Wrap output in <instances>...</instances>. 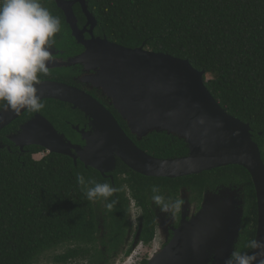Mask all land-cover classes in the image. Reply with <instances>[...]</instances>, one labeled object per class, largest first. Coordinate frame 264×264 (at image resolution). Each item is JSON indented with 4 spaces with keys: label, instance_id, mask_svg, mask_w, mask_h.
I'll use <instances>...</instances> for the list:
<instances>
[{
    "label": "trees",
    "instance_id": "16d2710c",
    "mask_svg": "<svg viewBox=\"0 0 264 264\" xmlns=\"http://www.w3.org/2000/svg\"><path fill=\"white\" fill-rule=\"evenodd\" d=\"M40 2L58 17L57 7L49 0ZM85 3L97 22V31L107 41L128 49L144 45L146 50L187 60L203 71L205 87L216 103L250 126L264 164V0ZM43 104L39 112L50 121L54 115L66 114L57 102ZM33 113H24L14 127ZM165 136L153 134L147 140L155 146ZM42 151L34 147L18 154L0 149V264H67L69 259H73L69 264H80L75 262L82 253L80 247L94 236L92 204L76 177L110 182L93 171L86 173L79 163L74 166L64 156L34 159ZM189 180L200 193L205 187L229 182L245 187L247 210L237 250L251 254L248 245L255 236L256 203L247 171L227 166ZM132 181L137 183L131 176L128 182ZM114 184L119 189L116 180Z\"/></svg>",
    "mask_w": 264,
    "mask_h": 264
},
{
    "label": "water",
    "instance_id": "95a60500",
    "mask_svg": "<svg viewBox=\"0 0 264 264\" xmlns=\"http://www.w3.org/2000/svg\"><path fill=\"white\" fill-rule=\"evenodd\" d=\"M77 30L72 7L80 3L87 24L96 21L87 11L85 0H55ZM85 59L102 67L90 82L100 88L114 109L128 123L131 132L146 137L154 131L166 132L186 142L189 154L178 159H155L139 150L126 136L114 117L84 92L63 84L43 82L36 85L42 100H55L78 109L88 117L92 136L87 146L73 147L51 124L35 115L11 138L19 149L37 146L49 154L69 157L76 166L79 158L101 175L112 173L119 158L133 172L154 178H178L199 175L218 168L239 166L247 171L255 191L257 226L255 241L260 245L251 254L264 252V164L248 124L228 115L205 87V73L187 60L144 49H128L105 38L90 42ZM84 59V60H85ZM27 110L0 111V131ZM75 150L78 157L73 156ZM86 158V159H85ZM225 196L224 193H222ZM219 195H206L199 214L183 224L166 250L149 264H225L239 238L242 211L232 212L234 202L218 201ZM216 214L211 208H222ZM228 207V209L224 207ZM258 259L264 257L258 256Z\"/></svg>",
    "mask_w": 264,
    "mask_h": 264
},
{
    "label": "flooded vegetation",
    "instance_id": "af4514ba",
    "mask_svg": "<svg viewBox=\"0 0 264 264\" xmlns=\"http://www.w3.org/2000/svg\"><path fill=\"white\" fill-rule=\"evenodd\" d=\"M63 1L71 2L72 0ZM49 2L54 7H57L55 0H49ZM56 9L61 21V30L54 38L56 42L51 48L52 56L48 64V72L40 74L39 83L52 82L63 84L74 87L89 95L114 117L128 139L146 155L160 160L186 157L189 154L188 145L184 140L174 135L154 131L148 136L153 134L166 135V139L161 137L162 139L157 143L158 145L152 146L151 142L147 140L148 136L141 138L131 132L128 123L114 109L111 100L106 97L100 88L94 87L90 82L92 78L98 77L102 72L101 66L84 62L86 61L85 54L87 47L91 46L90 42L105 38L104 36H100L97 31V22L94 27L91 24L86 25L87 19L81 4H75L72 7V11L76 19L77 30L74 29L75 34L73 36L72 26L67 23L65 13L58 7ZM45 101H54L61 104L66 114L54 115L53 120L50 121L42 113L34 112L28 119L16 127L13 125L14 121L10 124L11 127L9 125L0 131V149L10 153L22 154L31 148L37 147L26 146L21 150L10 140L19 133L21 126L35 115L43 116L57 134L64 136L73 147H79L83 150L87 146V134H91L90 136H92L93 133L92 120L78 109H73L69 104L55 100H42L41 102ZM2 109L0 108V111ZM8 127L10 130H6ZM41 149L43 151L39 154H44V156L50 155L46 150ZM72 154L78 157L75 150H72ZM69 159L73 162L71 158ZM78 163L86 173L95 172L102 179L108 180L113 187H115L114 180H116L120 190L118 191L119 194L116 192L110 198V201H116L111 210L105 207V202L103 201L91 202L95 220V233L91 240L81 245L80 250L82 253L79 258L75 259V262L80 264H149L152 259L160 256L166 250L173 240L176 231L183 224L191 222L199 214L206 195H219L222 198L217 199L218 201L224 204L228 201L235 203V206L232 207V212L242 211L239 238L235 244V250H237L242 235L243 219L247 210L246 189L242 184H235L233 182L215 184L212 187H205L200 193L195 184L189 179L208 172L178 178L145 177L133 172L119 158H116L114 171L101 175L98 171L85 167L79 158L76 159V165ZM120 165L122 167L119 169ZM131 173L136 174L139 178L131 175ZM131 176L137 183L133 181L132 183L128 182ZM183 181L186 182V185ZM153 186L159 187L161 192L172 200H182L183 205L181 209L175 210L168 215L162 214L151 201V189ZM224 208L228 209L226 206ZM210 210L215 216L217 210L224 209L222 206V208H211ZM72 260L69 259L67 264L72 262ZM44 264L52 263L46 261ZM207 264H215L214 256L209 258Z\"/></svg>",
    "mask_w": 264,
    "mask_h": 264
},
{
    "label": "clouds",
    "instance_id": "9594fccd",
    "mask_svg": "<svg viewBox=\"0 0 264 264\" xmlns=\"http://www.w3.org/2000/svg\"><path fill=\"white\" fill-rule=\"evenodd\" d=\"M60 30L59 17L40 0H0V108L30 112L44 108L36 85L40 74L48 72L51 48ZM76 180L88 201H103L108 210L113 208L116 201L110 198L120 189L86 181L83 175H77ZM151 192V201L162 214L183 205L182 200L166 197L157 186ZM248 247L257 249L260 245L253 240ZM258 256L264 257V252L249 254L234 249L225 264H264Z\"/></svg>",
    "mask_w": 264,
    "mask_h": 264
},
{
    "label": "rangeland",
    "instance_id": "374dc122",
    "mask_svg": "<svg viewBox=\"0 0 264 264\" xmlns=\"http://www.w3.org/2000/svg\"><path fill=\"white\" fill-rule=\"evenodd\" d=\"M42 157H44V154H38L34 157V159L40 160Z\"/></svg>",
    "mask_w": 264,
    "mask_h": 264
}]
</instances>
